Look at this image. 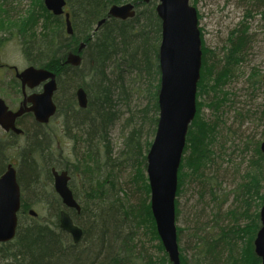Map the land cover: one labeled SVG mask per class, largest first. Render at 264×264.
<instances>
[{
	"label": "trees",
	"instance_id": "1",
	"mask_svg": "<svg viewBox=\"0 0 264 264\" xmlns=\"http://www.w3.org/2000/svg\"><path fill=\"white\" fill-rule=\"evenodd\" d=\"M14 1L0 0V32L16 28L23 54L29 64L48 68L57 74L58 90L55 100L60 121L56 124L58 132L52 130L50 137L45 134L34 136L33 131L23 154V176H28L24 186L26 189L29 186L33 189L34 186L37 188L36 192L43 195V199L48 198L46 202H41L48 206L49 219L41 220L37 217L26 223L21 221L16 237L12 241L0 243V264H170L167 257L157 262L138 253L136 240L137 229L141 224L150 226L154 236L160 240L151 203L148 202L150 185L146 175L147 153L152 142L149 140L150 135L144 138L146 123L155 126L159 120L156 115H148L150 109L155 114L159 113L161 70L158 44L161 41V19L156 12L157 0H67L73 26L71 35L66 33L64 17L54 16L49 12L43 0H33L32 8L16 18L10 16L11 9L17 8L12 6ZM125 2L137 4L134 18L121 20L108 16L112 5ZM42 15L47 21L57 24H44L37 32L36 26ZM103 18L106 21L98 27V22ZM246 31V28L241 32L238 29L232 31L222 58L203 44V65L198 86L201 91L212 89L216 92L219 86L226 84L235 74L236 66L244 59L250 40ZM6 40L7 38H3L0 44H5ZM82 42L86 43V47L81 65L67 64V54L76 52ZM213 54L217 61L213 59ZM208 58L212 60L209 65ZM127 64L137 68L147 81L145 86L150 85L149 88L153 89L148 97L152 101V108L147 105L142 110V123L127 133L122 148L114 154L108 130L119 118L121 112L117 106L128 90L111 79L108 71ZM155 79L158 83L154 85L152 81ZM78 87H84L88 93L89 101L85 109L77 104ZM220 100H212L208 105L214 107ZM201 105L200 102L188 131L187 148L190 153L179 169L178 194L184 174L193 179L201 177V169L206 166L213 153L211 146L216 139L215 124L201 117ZM139 115H130L127 123H136ZM261 118L264 121V109ZM66 139L72 143V157L69 156L71 153L65 154L55 145V140L61 142ZM256 153L258 157L254 162L258 170L253 175H246L250 181L241 185L245 189L244 196L254 192V189L258 194L264 180V155L260 145L256 148ZM122 165L133 167L132 187L128 185V189H124L117 178ZM184 165L190 169L189 172H183ZM0 166L2 167L1 161ZM53 167L69 171L70 186L81 207L79 211L71 213L74 222L83 229L82 239L76 244L59 224L63 204L53 187ZM41 173L45 175L46 183L51 180L50 184H43L44 187L39 180ZM73 180L80 183L77 190L83 194L77 192ZM133 187L139 192L137 201ZM143 191L146 196L141 199ZM260 226V215L257 213L251 226L238 228L241 234L251 230L253 234L249 247L242 252L240 258H234L233 262L229 257L224 258L220 250V245L225 237H229V233H223L221 237L211 236V232L201 235V229L196 228L193 232V236L197 238L192 248L193 259H184L183 263L261 264L252 242ZM160 247L163 250L161 242ZM230 253L235 257L233 249Z\"/></svg>",
	"mask_w": 264,
	"mask_h": 264
},
{
	"label": "rangeland",
	"instance_id": "2",
	"mask_svg": "<svg viewBox=\"0 0 264 264\" xmlns=\"http://www.w3.org/2000/svg\"><path fill=\"white\" fill-rule=\"evenodd\" d=\"M32 2L33 0H15L12 6L17 8L11 9L10 16L16 18L22 13L26 14L25 10L32 8ZM191 4L197 8L200 15L199 27L203 34L202 44H206L207 48L217 57L224 56L232 31L238 29L241 32L246 28V35L250 39L244 59L237 64L235 74L226 84L219 86L216 92L212 89L204 92L200 88L197 91V110L201 102V117L215 124L216 139L211 146L213 153L206 166L201 169L202 176L193 179L192 176L184 174L181 181L182 188L176 197V225L182 264H184V259H193L192 248L197 239L193 236V232L196 228L201 229L199 231L201 235L211 232V236L221 237L223 233H229V237H225L220 245V250L224 258L229 257L232 261L234 258H240L242 252L249 247L253 234V230L241 234L238 228L251 226L256 214H259L264 205V201L262 202L264 180L258 194L254 189V192L244 196L245 189L241 187L245 181H250L249 176L246 177V175L249 173L253 175L258 170L254 162L258 157L256 148L264 140V121L261 118L264 109V0H191ZM43 15L36 26L37 32L44 24H49V26L57 24L47 21ZM20 19L17 24L20 23ZM3 38L7 40L5 44H0V63L7 67H0V97L14 105L19 99V94H17L19 90L16 88L19 85L11 69L16 66L22 70L30 64L23 54L16 28L9 32H0V41ZM214 54L212 57L217 61ZM211 63L212 60L208 58L207 64ZM10 65L11 69L8 67ZM108 73L111 79L128 90L127 95H122L123 98L118 103L117 108L121 113L111 127L110 140L115 154L122 148L127 133L142 123L140 121L142 110L147 105L152 108V101L148 97L153 89L149 88L150 85L145 86L147 81L142 77V73L128 64L121 65L113 71L109 69ZM152 82L155 85L158 80L155 79ZM218 99L221 100L216 106L208 105V102L211 103L212 100L217 101ZM134 113L140 114L136 123H127V119ZM148 115L159 117V113L155 114L152 109ZM58 117L56 116L51 125L54 132H58V127H56L60 121ZM154 127L157 125L149 123H146L144 127V138L150 135L151 142L156 132ZM153 129L155 130L152 132ZM55 145H58V148L65 154L69 155L72 152V143L68 139L61 142L55 140ZM14 153L17 151L14 150ZM189 153L190 149L186 144L182 162L189 156ZM56 154L59 155L58 152ZM69 156L72 157V153ZM189 171L190 169L184 165L183 172ZM133 173L131 165L121 166L117 178L124 189H128V185L132 187ZM27 179L28 176H23L21 182L25 184ZM40 184L44 187L43 183ZM73 184L76 190L80 188L78 181L73 180ZM133 189L137 201L139 192L135 187ZM36 190L34 186L33 189L31 186L26 189L25 186L24 194L27 201L38 212V217L41 220H48L50 215L48 206L39 200L43 195L37 193ZM77 192L83 194L80 190ZM145 196L146 193L143 191L141 199ZM44 199L48 200L47 197ZM28 220L22 218L24 223ZM136 240L138 242L137 252H141L143 256L151 257L157 262L166 257L169 259L164 246L163 250L160 247L161 239L158 240L154 236L150 226L141 224L137 229ZM252 242L254 244L253 240ZM231 249L234 250L235 257L231 256Z\"/></svg>",
	"mask_w": 264,
	"mask_h": 264
},
{
	"label": "water",
	"instance_id": "3",
	"mask_svg": "<svg viewBox=\"0 0 264 264\" xmlns=\"http://www.w3.org/2000/svg\"><path fill=\"white\" fill-rule=\"evenodd\" d=\"M148 2L149 0H145ZM46 8L54 15H64L69 34L73 33L70 13L65 11L66 0H44ZM156 12L161 19V43L159 64L161 85L159 89V120L154 140L147 154V175L151 189V210L156 221L159 237L168 253L171 264H181L176 225V196L178 171L186 146L187 133L197 112V90L201 78L202 38L199 27L198 10L191 0H158ZM136 15V4L126 2L114 4L109 9V17L128 19ZM106 21L103 18L98 27ZM86 46L81 43L78 53H69L66 63L78 66L82 62L81 51ZM18 71V69H17ZM25 86L30 87L45 82L42 93L29 101L27 109L13 113L0 97V124L8 127L16 116L24 111H32L41 123L50 121L57 112L53 95L57 90L56 74L46 68L29 66L17 73ZM81 108L88 105L87 92L83 87L76 91ZM14 126V124L12 125ZM264 153V142L261 145ZM54 189L67 208L80 210V204L69 186L67 170L53 169ZM21 207V188L16 170L10 165L0 177V242L12 240L17 233L18 211ZM36 214L34 210L30 211ZM262 222L254 240L255 253L264 264V205L260 211ZM60 226L72 235L74 243L81 241L83 230L75 224L69 212L60 213Z\"/></svg>",
	"mask_w": 264,
	"mask_h": 264
},
{
	"label": "flooded vegetation",
	"instance_id": "4",
	"mask_svg": "<svg viewBox=\"0 0 264 264\" xmlns=\"http://www.w3.org/2000/svg\"><path fill=\"white\" fill-rule=\"evenodd\" d=\"M21 71L22 70H20V72ZM12 72L14 73L15 80L19 85L16 87L18 88L17 90H19L17 91V94H19V99H17L14 105L7 103V101L4 98L3 99L9 106L10 111L16 113L21 108L25 110L32 105V103L29 101V98L42 93L44 90L45 82H41L39 85H36L34 87H30L28 84L24 86L22 83V79L17 76V69L13 68ZM56 94L57 91L54 94V101ZM54 119L55 117L47 123H41L37 121L32 111H24L22 114L15 117L13 121L14 126H12V124L8 127H5L0 124V161L2 163V167L0 169V177L7 171L10 165L16 170L17 181L21 188V207L18 211L19 223L22 221V218L35 219L39 216L38 212L33 208L32 204L27 201L28 199H26V196L24 194L25 186L21 182V177L23 176L24 172L23 154L29 145L30 136H38L40 134H45L49 137L51 136V125ZM33 131L35 132L33 135H31ZM14 150L17 151V153H14ZM53 169L56 168H52V175ZM39 180L40 183H43L45 185H47L48 183L50 184L51 182V180H48L46 183L45 175H43V173L40 174ZM52 183H54V178ZM39 200L46 202V200L42 199V197ZM31 210H34L36 214H32L30 212ZM74 210L76 209L71 208L70 213H72Z\"/></svg>",
	"mask_w": 264,
	"mask_h": 264
},
{
	"label": "bare ground",
	"instance_id": "5",
	"mask_svg": "<svg viewBox=\"0 0 264 264\" xmlns=\"http://www.w3.org/2000/svg\"><path fill=\"white\" fill-rule=\"evenodd\" d=\"M114 124H115V123H112V126H110V129L108 130V135L111 134V131H112V128H111V127H113ZM82 230H83V229H82ZM73 243H74V241H73ZM74 244H76V243H74Z\"/></svg>",
	"mask_w": 264,
	"mask_h": 264
}]
</instances>
